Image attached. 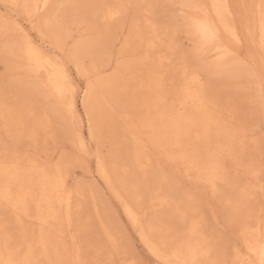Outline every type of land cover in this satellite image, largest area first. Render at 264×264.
Returning a JSON list of instances; mask_svg holds the SVG:
<instances>
[{"label": "snow or ice", "instance_id": "6c2138e0", "mask_svg": "<svg viewBox=\"0 0 264 264\" xmlns=\"http://www.w3.org/2000/svg\"><path fill=\"white\" fill-rule=\"evenodd\" d=\"M160 7L197 10L194 48L182 43L185 27L177 13L163 24L155 18ZM0 10L6 113L7 69L38 71L54 61L60 67L42 81V95L62 130L43 142L34 133L36 153L23 158L5 144L0 264H264V0L179 6L4 3ZM21 10L27 31L15 23ZM158 53L156 65L152 58ZM165 59L169 71L183 73L186 89L200 76L210 86L214 78H227L223 69L229 64L243 65L249 86L212 87L209 103L222 107L219 118L213 114L215 128L208 123L194 133L181 127L161 131L169 99L159 87ZM71 65L75 78L65 70ZM85 115L89 138L81 134ZM221 121L235 129L227 149L211 146ZM115 127L131 135L134 150L113 137ZM90 160L96 163L92 174ZM41 163L58 207L55 199L20 184L22 172ZM168 164L182 165L196 183L175 188ZM75 168L86 175L75 178ZM70 175L71 188L65 184ZM100 184L128 211L143 248L133 246L122 228L107 226L98 210L92 213L89 200H97ZM166 210L172 215L164 220ZM206 213L212 218L207 226Z\"/></svg>", "mask_w": 264, "mask_h": 264}, {"label": "rangeland", "instance_id": "374dc122", "mask_svg": "<svg viewBox=\"0 0 264 264\" xmlns=\"http://www.w3.org/2000/svg\"><path fill=\"white\" fill-rule=\"evenodd\" d=\"M84 1L88 2V4L85 3ZM100 1L97 0V3L99 2L103 3V1L105 0H100ZM158 1L156 2V5H161V6L193 5V4H196V2L197 4L198 3L205 4L203 0H160V2ZM44 2L75 3L76 1L73 2V0H53V1L52 0H40V3H44ZM81 2H84V3H81ZM81 2H78V4L92 5L94 3L91 0H83ZM107 2H109L110 4L119 3L118 0H112V1L109 0ZM129 2H131V4H136V2L133 0H129ZM252 2L254 1L252 0H231L232 5L252 3ZM4 3H11V2L9 0H0V5H3ZM95 3H96V0H95ZM100 3L97 5H101ZM82 11L89 12L92 10L85 8ZM191 11L192 9H189V8L160 7L154 10V15H155V18L158 21H160L161 24H163L164 19L170 13H177L180 17L182 24L185 27V31L181 37L182 43L194 48L195 47L194 44H196V39L191 31V26L189 25L188 20H187L191 14ZM0 15H2V18H3L2 10H0ZM17 21H19L23 25L26 31L28 30V27H27L28 22L25 19L22 10L19 13ZM3 22L4 20L2 19V22H0V25L3 24ZM33 39H38V37H33ZM43 43H45L47 47H51L50 41L43 42ZM3 47H4L3 31L0 29V102L2 104V110H3V112H0V124H1L0 125V151L2 152V154L5 153V144L7 143L8 145L13 146L15 148L16 150L15 153L19 152L18 155L27 156L30 153L35 154L37 140L34 136V133L39 136V141L43 142L46 139L54 140L57 136H59L62 133V130L59 127L56 120L52 116L49 115L42 92L40 91V89H38L35 86V84L31 81V79H29L28 76L24 73L23 67H9L7 69V71L9 72L10 87L8 91L9 102H8V108H7V113H6L5 100H4V97H5L4 72L6 69H5V65L3 61ZM52 55L54 56L59 55V52L56 50H53ZM209 55H211V53H209ZM152 62L156 65H159L161 63V54L158 53L157 56L153 57ZM164 63H165V71L160 74L159 81L162 80V83L160 82L161 83L160 89L162 90L161 92L166 97H169V101H168L169 103L173 101L172 99H175L174 93L177 90L175 87L178 85V82L180 81L181 73H177L175 71H172V72L169 71L167 69L168 66H167L166 59L164 60ZM173 63H175V61H173ZM196 63L199 64L201 62L196 61ZM230 65L231 64H229L228 66L226 65L223 69L225 70V73L227 74L230 72L228 74L229 76L223 79L214 78L212 80L211 86L209 84L207 77L202 76L204 78L205 84H208L207 89L209 88L208 95L210 97L213 96L212 87H215L217 89H223V88L236 87V86L246 88L249 86V83L246 79V72H245L243 65H235V64H232L231 66ZM226 67L227 68L229 67L232 69L236 68V69L234 70L231 69L232 70L231 71L230 69H227ZM225 68L227 69V71ZM68 69L71 75L73 76V78H75L76 77V66L71 65L70 67H68ZM234 71L236 72V74ZM76 83L78 87L83 86L82 82L79 79H77ZM217 105L219 106V109L222 112V107L219 104ZM28 110L29 112H27ZM80 110L83 111L82 103L80 105ZM27 114H30V115H27ZM83 119H84V123L82 124L81 132L84 134L85 138H89L88 126H87V116L85 115ZM29 126H31V128ZM258 128H259V124L257 123V130ZM113 137L117 140H123L125 138L123 136L122 127H115L113 129ZM95 168H96L95 161L90 160L88 164V174H92ZM165 170L166 172L169 173L170 180L172 182V185L175 186V188H180V187L189 188V187H192L196 183V180H194L195 177L192 175L191 176L186 175L181 166L178 167V165L176 164L175 165L168 164ZM85 175L86 173L82 171L80 168L74 169L75 178H82ZM69 177H70L69 179H71L69 180V183L71 186H73L74 177L71 175ZM256 178H257L256 181H258L259 177H256ZM89 206L93 214H97L96 210H98V215L106 221L107 226H109L112 229L122 228L124 233L127 234L133 246H135L137 249L143 248V243L138 235L137 229L134 228L130 220L126 217L122 206L116 200V198L113 196V194L110 192V190L108 189L106 185L100 184V193L98 194L97 200L95 201L89 200ZM205 220H206V226L212 222V218L207 213L205 214ZM153 259L155 258L153 257Z\"/></svg>", "mask_w": 264, "mask_h": 264}, {"label": "bare ground", "instance_id": "6f19581e", "mask_svg": "<svg viewBox=\"0 0 264 264\" xmlns=\"http://www.w3.org/2000/svg\"><path fill=\"white\" fill-rule=\"evenodd\" d=\"M9 1L11 3H21V4L40 3V0H9ZM81 1H83V0H73V2H75V4H78V2H81ZM91 1L94 2L92 5H95L97 3V0H96V3H95V0H91ZM98 1H100V0H98ZM107 1H109V0H107ZM107 1L105 0V1H103V3H100V2H102V1H100L99 3L101 5L110 4ZM133 1H135L136 4L137 3H143V2L156 4V2L158 0H133ZM203 1L205 2V5H212L215 3L232 4L231 0H203ZM252 1H254V0H252ZM84 2H81V3H84ZM115 2H117V1H115ZM118 2L119 3H131V2H129V0H118ZM158 2H160V0ZM255 2H258V0H255ZM85 3L88 4V2H85ZM99 3H97V4H99ZM87 4H85V5H87ZM196 4H197V2H196ZM209 11H213V10H209ZM197 15H198L197 10L192 9L189 18L187 17L188 18L187 20H188L189 25L191 26V29L194 27L193 21L196 19ZM2 19H3L2 15H0V22H2ZM15 23H17L21 27H23V25L19 21L16 20ZM0 29L3 31L4 22H3V24L0 25ZM25 31H26V29H25ZM192 33L195 37L194 31H192ZM194 45H196V44H194ZM212 52H214V49L210 53L212 54ZM59 67L60 66H58L53 61L52 63H49L47 65L42 66L38 71H34V70L29 69L27 67H23V69H24V73L28 76V78L31 79V81L35 84V86L38 89H40V91L42 92V81L46 80L50 73L56 72ZM232 67H234V66H232ZM227 69L231 70L232 68L228 67ZM227 69H226V71H227ZM234 69H236V68H234ZM234 69H232V70H234ZM65 70L69 73L70 76H72L68 67H66ZM223 71L225 72V70H223ZM235 74H236V72H235ZM160 82L162 83V80L159 81V87L161 86ZM207 85L208 84H205V82H204V78L202 76H200L198 83H194L190 89H186L184 79H183V73H181L180 81L178 82V85H177L178 88H177V86L175 87L177 89L176 92L174 93L175 99H172L173 101L169 102L165 106V109L161 114L160 130L166 131L167 129L172 128V127H181L183 129H191L192 132L194 133L195 129L198 126L203 125V124H208V123H212L213 127L215 128L216 126H215L213 119H212L213 114H215L219 118L222 112L220 111L219 106L216 103H214V102L209 103V101H212L213 98H211V97H213V96L210 97L208 95L209 88L207 89V87H208ZM168 101H169V99H168ZM203 104L208 105L207 110L204 109ZM29 110L27 112H29ZM0 112H3L1 102H0ZM27 115H30V114H27ZM30 119H32V118H30ZM11 123H12V121H11ZM34 125H36V124H34ZM29 127L31 128V126H29ZM15 128H17V127H15ZM122 130H123V136L125 137L123 139V141L125 142L127 149L129 151L134 150L135 144H136L135 140L132 139L131 135L126 134L123 128H122ZM81 134L84 136V134L82 132H81ZM234 135H235V129L223 126V122L221 121V126L219 128H216V130L213 134L211 146L212 147L219 146L223 149H227L231 146ZM17 136H18V134H17ZM18 153H15V154L18 155ZM18 156L20 158L25 157L22 155H18ZM150 157H151V149H149L148 155L145 158L148 159ZM3 163H4V154H2V152L0 151V187H2V181H3ZM176 165H178V167H180V166L182 167V165H180V164H176ZM42 167H43V164L41 163L40 167H36V168H32V169H28V170L23 171L19 177L20 184L22 186H24L26 189H30L31 192L38 197H43L45 200L55 199L56 206L58 207L59 203H60L59 199L57 198L58 194L54 193V191L51 189L48 177L46 175H44L41 171ZM183 170H184V173L186 175L191 176V174L188 173L184 168H183ZM69 178L70 177L68 176L65 179V184L71 188L72 186L69 183V180H71V179H69ZM256 180H257V178H256ZM108 189L113 194L112 189H110V188H108ZM89 195H91V194L89 193ZM113 196L115 197L114 194H113ZM116 200L120 203V201L117 198H116ZM134 207H135L134 204H132V203L129 204V208H134ZM64 208H65V212H67V209H68L67 201H65V203H64ZM122 208L124 210V214L126 215V217L130 220V222L132 223L134 228L137 229L136 224L133 222L132 219H130V217L128 215V211L125 209L124 206H122ZM137 214L140 215L139 211H137ZM171 215H172V210H167L166 212L162 213V219L167 220L168 217H170ZM34 222H36V221H34ZM138 235H139V233H138ZM139 237H140V235H139ZM0 240H2V236H0ZM142 243H143V241H142Z\"/></svg>", "mask_w": 264, "mask_h": 264}]
</instances>
